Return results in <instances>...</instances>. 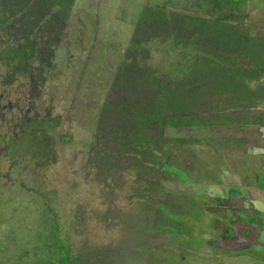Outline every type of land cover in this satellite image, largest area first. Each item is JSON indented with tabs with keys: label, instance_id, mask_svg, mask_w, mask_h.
Listing matches in <instances>:
<instances>
[{
	"label": "rangeland",
	"instance_id": "374dc122",
	"mask_svg": "<svg viewBox=\"0 0 264 264\" xmlns=\"http://www.w3.org/2000/svg\"><path fill=\"white\" fill-rule=\"evenodd\" d=\"M235 11L206 0H0V264H146L156 242L146 220L196 206L182 192L190 183L218 181L221 163L245 184L264 181V156L245 152L264 145V75L242 78L262 96L238 106L223 80L192 69L216 65L200 52L264 68V21L243 27ZM168 88L192 113L220 117L156 126ZM6 166L32 192L6 188Z\"/></svg>",
	"mask_w": 264,
	"mask_h": 264
},
{
	"label": "flooded vegetation",
	"instance_id": "af4514ba",
	"mask_svg": "<svg viewBox=\"0 0 264 264\" xmlns=\"http://www.w3.org/2000/svg\"><path fill=\"white\" fill-rule=\"evenodd\" d=\"M263 75L264 72L260 76ZM24 121L28 126V120ZM1 122L6 124L4 115ZM20 124L13 127L24 136L22 121ZM3 147H0V159L6 157ZM8 170L6 166L7 179L3 181L6 188L19 183L24 191L30 190L20 179L11 178ZM253 175L257 177L256 186L245 184L238 172H230L221 163L217 169L218 181L201 178L190 183L192 189L182 192H194L188 197L196 206L162 208L158 210L157 224L146 220L145 232L151 234L148 240L156 242L146 246L145 263L228 264L229 259L246 257L264 264V181L256 173ZM218 241L226 243L219 248L211 246Z\"/></svg>",
	"mask_w": 264,
	"mask_h": 264
},
{
	"label": "trees",
	"instance_id": "16d2710c",
	"mask_svg": "<svg viewBox=\"0 0 264 264\" xmlns=\"http://www.w3.org/2000/svg\"><path fill=\"white\" fill-rule=\"evenodd\" d=\"M230 27V26H229ZM232 28V27H230ZM234 37V47L242 45L241 42H236V35L232 34ZM203 55H206L202 58V62L204 59L211 57L213 59L214 63L216 64L213 69H211L213 66L205 65L204 67L197 66L195 69L198 73L209 74L211 77H216L215 79L218 81H222L221 84L223 88H218L220 91L227 90L230 98H228V102L235 104L238 106L253 103H259L257 102L259 100V96L262 95L257 94L255 91H252L248 89L247 85L242 83V78L246 76L249 79L258 78L263 72L264 68H258L256 66H249L247 69L239 68L235 65V63L232 60L229 61H221L217 60V57H213L210 54H205L200 52ZM227 62V63H225ZM224 65V66H223ZM191 69V71H192ZM227 76V77H226ZM217 82V81H216ZM204 86H201V90ZM219 87V86H217ZM215 88V86H214ZM200 90V91H201ZM163 98L161 99V106L160 111H157L152 115V120H156L155 124L157 125H163V127L172 128L175 126L178 127H206L209 126L215 119H218L220 116L218 114H197L192 113L191 107H187L186 101L183 103L181 101H178L177 98H179L178 95L173 94V91L171 88L163 89L162 91ZM249 105V106H250ZM173 109V110H171ZM170 121V123H168ZM153 154L156 156L155 151L152 150ZM61 248V247H60ZM63 250V249H62ZM62 252V251H61ZM68 260H65L62 258L58 262H50V264H68Z\"/></svg>",
	"mask_w": 264,
	"mask_h": 264
},
{
	"label": "crops",
	"instance_id": "0c3cea01",
	"mask_svg": "<svg viewBox=\"0 0 264 264\" xmlns=\"http://www.w3.org/2000/svg\"><path fill=\"white\" fill-rule=\"evenodd\" d=\"M218 3H220L222 7L229 4L235 6V15L237 17V22H242L243 27L247 21H264V0H206V4L216 5ZM210 15L213 16V13H211ZM228 15L229 14H226L224 18L227 19ZM211 16L208 17V19H211ZM261 25L263 24L259 23L258 26ZM262 130H264V125L262 127ZM259 132L263 133L261 132V128H259Z\"/></svg>",
	"mask_w": 264,
	"mask_h": 264
},
{
	"label": "water",
	"instance_id": "95a60500",
	"mask_svg": "<svg viewBox=\"0 0 264 264\" xmlns=\"http://www.w3.org/2000/svg\"><path fill=\"white\" fill-rule=\"evenodd\" d=\"M261 132H264L261 128ZM246 153L251 156H264V147H247ZM226 243V241H218L216 243L211 244V246L215 248H219L220 246H223Z\"/></svg>",
	"mask_w": 264,
	"mask_h": 264
}]
</instances>
